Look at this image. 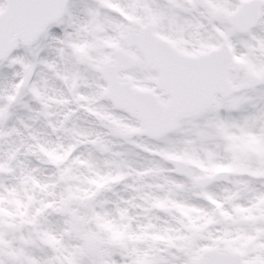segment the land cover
<instances>
[{
	"label": "snow or ice",
	"instance_id": "1",
	"mask_svg": "<svg viewBox=\"0 0 264 264\" xmlns=\"http://www.w3.org/2000/svg\"><path fill=\"white\" fill-rule=\"evenodd\" d=\"M0 264H264V0H0Z\"/></svg>",
	"mask_w": 264,
	"mask_h": 264
}]
</instances>
